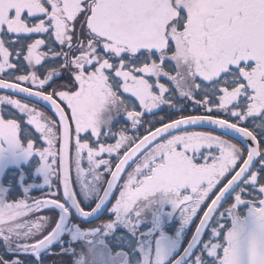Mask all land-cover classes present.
<instances>
[{"label": "snow or ice", "instance_id": "snow-or-ice-1", "mask_svg": "<svg viewBox=\"0 0 264 264\" xmlns=\"http://www.w3.org/2000/svg\"><path fill=\"white\" fill-rule=\"evenodd\" d=\"M0 90V264H264V0H0Z\"/></svg>", "mask_w": 264, "mask_h": 264}, {"label": "water", "instance_id": "water-1", "mask_svg": "<svg viewBox=\"0 0 264 264\" xmlns=\"http://www.w3.org/2000/svg\"><path fill=\"white\" fill-rule=\"evenodd\" d=\"M0 91H4V92H7V93L12 94L10 91H5V90H0ZM18 96L23 97V94H19ZM190 128H208V129H211V127H195V126L190 127ZM190 128H189V129H190Z\"/></svg>", "mask_w": 264, "mask_h": 264}, {"label": "trees", "instance_id": "trees-1", "mask_svg": "<svg viewBox=\"0 0 264 264\" xmlns=\"http://www.w3.org/2000/svg\"><path fill=\"white\" fill-rule=\"evenodd\" d=\"M17 74H19V73H17ZM0 93H4V94H9V95H11L10 93L4 92V91H0ZM14 97H18V98L23 99V97H20V96H14ZM189 107H190V105H189Z\"/></svg>", "mask_w": 264, "mask_h": 264}, {"label": "rangeland", "instance_id": "rangeland-1", "mask_svg": "<svg viewBox=\"0 0 264 264\" xmlns=\"http://www.w3.org/2000/svg\"><path fill=\"white\" fill-rule=\"evenodd\" d=\"M4 93H0V95H3ZM14 98H18V97H14ZM189 131H203V130H198V129H194V130H192V129H188Z\"/></svg>", "mask_w": 264, "mask_h": 264}, {"label": "flooded vegetation", "instance_id": "flooded-vegetation-1", "mask_svg": "<svg viewBox=\"0 0 264 264\" xmlns=\"http://www.w3.org/2000/svg\"><path fill=\"white\" fill-rule=\"evenodd\" d=\"M65 260L67 259V257L64 258Z\"/></svg>", "mask_w": 264, "mask_h": 264}]
</instances>
